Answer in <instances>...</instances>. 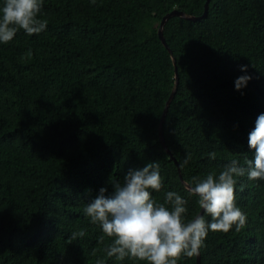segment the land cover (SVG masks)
<instances>
[{
  "label": "trees",
  "instance_id": "trees-1",
  "mask_svg": "<svg viewBox=\"0 0 264 264\" xmlns=\"http://www.w3.org/2000/svg\"><path fill=\"white\" fill-rule=\"evenodd\" d=\"M207 1L44 0L47 30L0 44V264H96L112 238L83 209L129 170L158 164L152 196L178 192L190 220L201 209L181 177L194 185L233 159L246 166L264 113V0H211L206 18H169L171 54L164 17L200 18ZM241 64L252 80L237 91ZM235 202L245 225L209 231L201 264H264V181L237 178Z\"/></svg>",
  "mask_w": 264,
  "mask_h": 264
},
{
  "label": "clouds",
  "instance_id": "clouds-1",
  "mask_svg": "<svg viewBox=\"0 0 264 264\" xmlns=\"http://www.w3.org/2000/svg\"><path fill=\"white\" fill-rule=\"evenodd\" d=\"M43 7L44 0H0V44L11 42L20 30L27 36L46 31L49 22L42 18ZM24 55L31 58V49ZM248 67L239 65L242 74L234 81L237 91L252 80ZM248 146L254 155L245 161L246 166L233 159L218 175L209 172L203 179L193 178L194 185H187L186 191L196 196L202 210L190 220L186 219L188 200L178 192L167 191L164 203L152 196L163 187L155 162L129 170L123 183H114L111 193L101 187L83 209L90 222L112 238L104 249L105 257L97 258L96 264H105L112 257L120 262L128 258L147 264H178L182 256L199 255L209 231L227 233L233 227L239 231L247 217L235 202L237 178L246 175L250 181H264V113L257 116L248 134ZM208 216L211 220L206 219ZM85 234L79 229L71 238ZM99 239L102 241L104 236Z\"/></svg>",
  "mask_w": 264,
  "mask_h": 264
},
{
  "label": "water",
  "instance_id": "water-1",
  "mask_svg": "<svg viewBox=\"0 0 264 264\" xmlns=\"http://www.w3.org/2000/svg\"><path fill=\"white\" fill-rule=\"evenodd\" d=\"M210 1L211 0H208L207 3H206V6H205V12L204 14L198 18V17H194V16H191V15H188L184 12H181V11H178V10H174L172 11L171 13L167 14L164 19L162 20V23L160 25V28L158 30V34H159V37L160 39L162 40L163 44L166 46V48L170 51V53L172 54V51L171 49L169 48L168 44L166 43V40H165V37H164V32H163V29H164V26L167 22V20L173 16H179V17H183L185 19H189V20H192V21H198V20H201L203 18H206L208 16V11H209V4H210ZM174 59V63H175V58ZM176 85L172 91V94H171V97L170 99L168 100V103H170V101L172 100L175 92H176V89H177V85H178V82H179V78H178V72H177V69H176ZM160 141L162 143V145L165 147L166 151L168 152V154L171 156V158L177 163V160L176 158L173 156L172 152L170 151V149L168 148L167 144H166V141H165V137H164V131H163V122L160 124ZM181 180L182 182L185 184V186L187 187V183L182 179L181 177ZM202 210L200 211L199 214H201ZM197 258H198V264H201V252H199V255H197Z\"/></svg>",
  "mask_w": 264,
  "mask_h": 264
}]
</instances>
